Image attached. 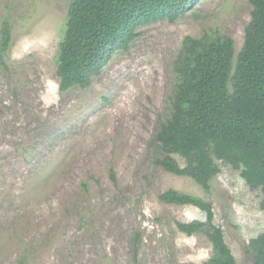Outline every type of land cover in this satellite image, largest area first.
I'll list each match as a JSON object with an SVG mask.
<instances>
[{
  "label": "rangeland",
  "instance_id": "374dc122",
  "mask_svg": "<svg viewBox=\"0 0 264 264\" xmlns=\"http://www.w3.org/2000/svg\"><path fill=\"white\" fill-rule=\"evenodd\" d=\"M71 2L0 0V41L4 21L12 25L0 63V264H203L212 244L177 223L206 213L162 202L171 189L211 202L238 264H254L247 246L264 232L263 193L222 162L205 191L157 165L156 142L185 38L228 36L238 54L252 4L199 0L174 22L142 26L90 88L61 93L57 55Z\"/></svg>",
  "mask_w": 264,
  "mask_h": 264
},
{
  "label": "trees",
  "instance_id": "16d2710c",
  "mask_svg": "<svg viewBox=\"0 0 264 264\" xmlns=\"http://www.w3.org/2000/svg\"><path fill=\"white\" fill-rule=\"evenodd\" d=\"M198 2L72 0L57 55L60 92L90 88L114 54L130 48L140 27L164 19L174 22ZM249 2L252 19L238 54L228 36L185 38L174 62L170 113L156 134L163 152L157 165L193 179L205 191H210L211 181L220 174L218 162H222L239 171L250 189L264 195V0ZM11 41L12 25L6 20L0 41L4 67ZM174 156L184 159L185 166ZM159 198L206 213L205 221L177 223L180 232L203 235L212 244V256L203 264H238L223 229L214 221L211 202L173 189ZM247 253L254 264H264V232L250 241Z\"/></svg>",
  "mask_w": 264,
  "mask_h": 264
}]
</instances>
